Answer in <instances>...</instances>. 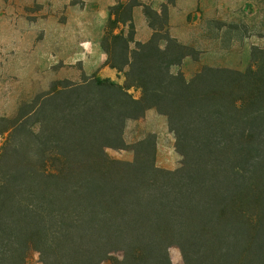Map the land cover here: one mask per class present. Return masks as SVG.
I'll return each instance as SVG.
<instances>
[{"label":"trees","instance_id":"16d2710c","mask_svg":"<svg viewBox=\"0 0 264 264\" xmlns=\"http://www.w3.org/2000/svg\"><path fill=\"white\" fill-rule=\"evenodd\" d=\"M141 5L112 7L100 43L123 85L58 80L0 118V264H173L171 247L186 264H264V43L245 71L187 79L173 70L201 54L172 37L167 6H144L153 35L136 40ZM207 24L221 39L226 25ZM149 110L175 136V170L157 165L153 135L125 141ZM128 148L133 161L107 154Z\"/></svg>","mask_w":264,"mask_h":264},{"label":"rangeland","instance_id":"374dc122","mask_svg":"<svg viewBox=\"0 0 264 264\" xmlns=\"http://www.w3.org/2000/svg\"><path fill=\"white\" fill-rule=\"evenodd\" d=\"M136 1L0 0V118L13 117L23 101L48 91L55 81L77 83L85 76L110 79L99 77L100 71L107 67L101 66L106 55L100 43L110 9L118 3ZM168 2L170 5L175 0ZM153 3L150 0L146 6L153 8ZM251 3L253 7L248 11L243 5L230 2L218 10L220 14L214 20L226 25L219 40L209 31L207 22L211 20H199L197 15H191L193 26L187 29V37L182 41L201 54V60L188 58L173 71H181L187 79L204 66L245 71L251 65L252 48L264 43V0H251ZM231 26L234 30L227 32ZM114 81L123 85L125 78L118 75ZM131 93L136 98L141 96L139 91ZM149 135L156 138L157 165L166 170L177 169L181 157L175 151V136L166 118L155 110L148 111L139 120L129 121L124 138L127 145L133 146ZM5 138L0 135V148ZM107 154L119 161H133L135 157L131 148L108 149ZM169 251L173 264H186L177 247ZM26 264L43 263L38 253L31 252ZM103 264H114V260Z\"/></svg>","mask_w":264,"mask_h":264},{"label":"crops","instance_id":"0c3cea01","mask_svg":"<svg viewBox=\"0 0 264 264\" xmlns=\"http://www.w3.org/2000/svg\"><path fill=\"white\" fill-rule=\"evenodd\" d=\"M148 2H150V0H140L142 5L135 7L133 10V23L136 29V40L140 42H147L153 35L149 20L144 13V6L147 5ZM153 2L152 9L158 13H161L162 9L167 6L169 12L170 34L172 37L178 40L180 39L181 41L186 39L187 29L193 26V22L189 19L191 15H197L199 20L202 18L214 20L218 14H220L218 10L222 9L226 2H230L232 5H238L240 7L243 5L244 10L247 11L253 7L251 0H175V2L170 5L168 4V0H153ZM106 61L107 55L105 58L103 55L101 66H106ZM108 67L109 66L100 71L99 77H110V79L114 81V79L120 74L116 70Z\"/></svg>","mask_w":264,"mask_h":264}]
</instances>
